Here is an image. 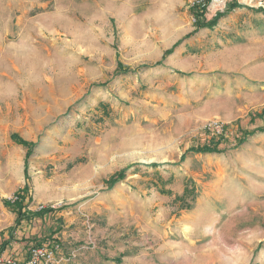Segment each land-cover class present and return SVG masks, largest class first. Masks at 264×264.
<instances>
[{
	"label": "rangeland",
	"instance_id": "1",
	"mask_svg": "<svg viewBox=\"0 0 264 264\" xmlns=\"http://www.w3.org/2000/svg\"><path fill=\"white\" fill-rule=\"evenodd\" d=\"M200 1L0 0V245L18 157L29 209L65 207L0 264L42 246L50 264H264V13L195 33ZM233 1L264 8L211 0L207 20Z\"/></svg>",
	"mask_w": 264,
	"mask_h": 264
},
{
	"label": "trees",
	"instance_id": "2",
	"mask_svg": "<svg viewBox=\"0 0 264 264\" xmlns=\"http://www.w3.org/2000/svg\"><path fill=\"white\" fill-rule=\"evenodd\" d=\"M211 3V0H202L198 3L193 4L190 7V13L194 16L195 19V28L196 31L195 33L204 30V29H209L213 30L219 23V21L226 17L229 13L235 11V10H240V9H247L249 11H253L256 13H264V8H259V9H250L248 7H245L243 5L238 4L236 1L230 2L226 6V10L224 12L218 13L212 20L208 21L206 18V13L207 9ZM191 35H188L185 39H189ZM179 43L176 45L178 46ZM174 49H171L166 53V56L171 55L174 52ZM120 68V67H119ZM130 69H126V74L129 72ZM255 118L262 119L264 118V110L261 113H258L255 115ZM260 131L264 132V129H260ZM15 139L16 143L20 146H23L24 148L28 149L27 152V159H29L33 153L32 149L34 147L33 143H29L17 136H13ZM225 140V136H222L220 138H212L208 144L202 146V147H193L191 148L182 158L181 162H185L186 157L190 154H220L221 151L219 149L220 144ZM242 141L239 143V146L242 145ZM147 168H152V169H157L160 167L158 164H151L146 166ZM128 171V168L118 172L114 176H112L109 180L106 181V184L109 186V188H113L118 184L119 182H122L126 179V173ZM30 191L29 186H25V188L17 193L15 195L16 200L13 201L12 199H6L4 201V205L7 209H9L13 214L16 215V221H15V226L10 230L11 236L8 240H5L1 245H0V258L2 255L7 251L9 245L15 240L14 233L21 227L23 222H32L34 219H44L45 217L51 215L54 216L57 211H63L65 210V207H62L58 210L54 208H47L44 209L42 208L39 211H32L29 209V203L31 202V199H29V203L27 202V196ZM190 194V189L187 186L184 190V194L181 199H185L189 196ZM62 218H59V221L61 222ZM58 231L53 232L52 236L57 233ZM58 243V242H56ZM59 245V243H58Z\"/></svg>",
	"mask_w": 264,
	"mask_h": 264
},
{
	"label": "built area",
	"instance_id": "3",
	"mask_svg": "<svg viewBox=\"0 0 264 264\" xmlns=\"http://www.w3.org/2000/svg\"><path fill=\"white\" fill-rule=\"evenodd\" d=\"M206 130L214 133L215 135H221L225 129L222 123L214 121L207 125ZM14 200H16V198ZM53 255V250H50L47 246L33 247L28 251V258L26 259L24 264H50L54 262ZM16 261H9L7 264H18Z\"/></svg>",
	"mask_w": 264,
	"mask_h": 264
},
{
	"label": "crops",
	"instance_id": "4",
	"mask_svg": "<svg viewBox=\"0 0 264 264\" xmlns=\"http://www.w3.org/2000/svg\"><path fill=\"white\" fill-rule=\"evenodd\" d=\"M22 161L23 160L21 159V157H18L17 158V161L15 163V174H14V176L12 178V183L14 184V187H13L14 195L17 192H19L20 190H23L25 188V183H24V181H22L21 174H20V172L23 170V167H22L23 163H22ZM10 199H12V198H10ZM5 215H6V219L9 222V224H12V225L15 224V221H16V218H17L15 214H13L10 210H7V211H5ZM30 223H33V221L32 222H23V224L21 225V227H23L24 224H27L28 225ZM17 245H19V247H20L22 244L21 245L20 244H17ZM17 249L18 248L16 246H14L13 244H11V245H9V247H8L7 250H9V252L12 254Z\"/></svg>",
	"mask_w": 264,
	"mask_h": 264
}]
</instances>
